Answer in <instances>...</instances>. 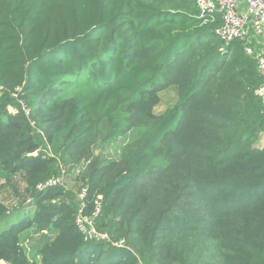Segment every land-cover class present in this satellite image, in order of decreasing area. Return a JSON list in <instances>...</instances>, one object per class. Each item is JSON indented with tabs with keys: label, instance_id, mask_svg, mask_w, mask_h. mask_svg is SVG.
Instances as JSON below:
<instances>
[{
	"label": "trees",
	"instance_id": "1",
	"mask_svg": "<svg viewBox=\"0 0 264 264\" xmlns=\"http://www.w3.org/2000/svg\"><path fill=\"white\" fill-rule=\"evenodd\" d=\"M222 23L196 0H0V264H264V80ZM97 200L124 247L84 241Z\"/></svg>",
	"mask_w": 264,
	"mask_h": 264
},
{
	"label": "built area",
	"instance_id": "2",
	"mask_svg": "<svg viewBox=\"0 0 264 264\" xmlns=\"http://www.w3.org/2000/svg\"><path fill=\"white\" fill-rule=\"evenodd\" d=\"M201 16L209 21H215L217 16L222 17V25L216 34L226 44L234 41L244 43L247 56L256 62L257 71L264 80V0H196ZM256 94L264 104V83L257 89ZM63 184L62 178H53L46 184H41L38 189ZM87 188H83L78 196L83 201ZM31 202V199L29 200ZM91 215L80 211L76 216V226L87 243L106 242L115 247H124L125 240L114 242L106 232L99 231L95 226V219L101 213L100 200L95 203Z\"/></svg>",
	"mask_w": 264,
	"mask_h": 264
},
{
	"label": "rangeland",
	"instance_id": "3",
	"mask_svg": "<svg viewBox=\"0 0 264 264\" xmlns=\"http://www.w3.org/2000/svg\"><path fill=\"white\" fill-rule=\"evenodd\" d=\"M123 142V139L122 140H117V141H114L113 143H112V149H111V153L112 154H114L118 149H120L121 148V146H122V143ZM262 144H264V136H263V138H262ZM19 180H20V178H19ZM1 184H3V182L2 181H0V185ZM6 190H9V189H6ZM3 197H6V194H4L3 195ZM1 199V198H0ZM17 204L18 205V203H16V201L15 202H12L11 204Z\"/></svg>",
	"mask_w": 264,
	"mask_h": 264
}]
</instances>
